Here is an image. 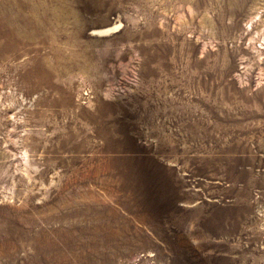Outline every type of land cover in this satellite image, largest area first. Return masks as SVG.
I'll use <instances>...</instances> for the list:
<instances>
[{
	"label": "rangeland",
	"instance_id": "1",
	"mask_svg": "<svg viewBox=\"0 0 264 264\" xmlns=\"http://www.w3.org/2000/svg\"><path fill=\"white\" fill-rule=\"evenodd\" d=\"M0 264H264V0H0Z\"/></svg>",
	"mask_w": 264,
	"mask_h": 264
},
{
	"label": "bare ground",
	"instance_id": "2",
	"mask_svg": "<svg viewBox=\"0 0 264 264\" xmlns=\"http://www.w3.org/2000/svg\"><path fill=\"white\" fill-rule=\"evenodd\" d=\"M108 29V28H107ZM107 29H105V30H101V31H99V33H94V34H101V35H103V32L105 33L106 31H108ZM109 29H111V28H109ZM113 29H114V27H113ZM112 29V30H113ZM111 30V31H112ZM96 31V30H95ZM105 34H107V33H105Z\"/></svg>",
	"mask_w": 264,
	"mask_h": 264
}]
</instances>
